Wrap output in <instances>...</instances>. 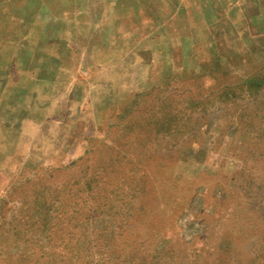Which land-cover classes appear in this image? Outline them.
<instances>
[{"label": "rangeland", "instance_id": "rangeland-1", "mask_svg": "<svg viewBox=\"0 0 264 264\" xmlns=\"http://www.w3.org/2000/svg\"><path fill=\"white\" fill-rule=\"evenodd\" d=\"M52 56L41 128L0 77V264H264V0H0L7 83Z\"/></svg>", "mask_w": 264, "mask_h": 264}, {"label": "crops", "instance_id": "crops-1", "mask_svg": "<svg viewBox=\"0 0 264 264\" xmlns=\"http://www.w3.org/2000/svg\"><path fill=\"white\" fill-rule=\"evenodd\" d=\"M37 56V55H36ZM49 60L43 61L41 63V68L36 70V69H25L24 72L28 73L27 77L24 78L25 82L23 84H20L18 79L16 80H12L11 83H7V78L9 77V75H11V71L1 68L0 67V77H1V81H2V85L3 86H10L15 88V90L18 93L23 94V96L21 95V98L19 100L20 102V108H18L14 114H16V120H22L25 121V119H28L32 122H35L39 128H41L40 126L44 125L45 122L48 120L47 117L45 115H43L45 113L46 109H49L50 107V103H46V102H37L34 106V108L30 111H27L25 107V99H27L26 97L29 95V93L32 91V89L34 88V86L38 85H43L45 86L46 84L49 85V83H53L55 82V79L57 78L58 75V71L65 67H62V60L56 56H52ZM1 61V60H0ZM54 73V76L51 77L50 79L48 77L51 76L52 72ZM36 72V73H35ZM21 73V72H20ZM23 73V72H22ZM35 73V74H34ZM22 76V74L20 75ZM48 78V79H46ZM27 85H31L29 88H27ZM12 91V90H11ZM44 91V90H43ZM25 95V96H24ZM46 103V104H45ZM92 110L91 105H89V111ZM19 122H12L10 125H18ZM0 124L5 125L7 124V122H5L4 120H2L0 118ZM21 126L19 127L20 130ZM42 137L40 136V133L35 137L34 141H39V142H43V144L45 145V147L47 146V143L49 142V140L51 141V139H42ZM34 145H38L37 143H33ZM47 153V151H45ZM40 161H42L40 164H42L44 161V157L41 155H38ZM38 164V165H40ZM36 167V166H35Z\"/></svg>", "mask_w": 264, "mask_h": 264}, {"label": "trees", "instance_id": "trees-1", "mask_svg": "<svg viewBox=\"0 0 264 264\" xmlns=\"http://www.w3.org/2000/svg\"><path fill=\"white\" fill-rule=\"evenodd\" d=\"M100 107H98V109H99ZM52 201H54V199H52ZM153 201V200H152ZM153 204V203H152ZM145 206H146V209H147V207H148V204L146 205V201H145ZM75 253V252H74ZM76 255H78V253H75V254H73V256H76Z\"/></svg>", "mask_w": 264, "mask_h": 264}]
</instances>
